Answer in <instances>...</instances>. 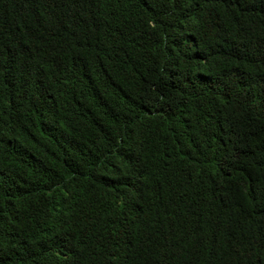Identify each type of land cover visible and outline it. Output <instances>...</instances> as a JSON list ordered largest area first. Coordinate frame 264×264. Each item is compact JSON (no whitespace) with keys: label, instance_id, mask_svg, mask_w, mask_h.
<instances>
[{"label":"trees","instance_id":"obj_1","mask_svg":"<svg viewBox=\"0 0 264 264\" xmlns=\"http://www.w3.org/2000/svg\"><path fill=\"white\" fill-rule=\"evenodd\" d=\"M0 264H264V0H0Z\"/></svg>","mask_w":264,"mask_h":264}]
</instances>
